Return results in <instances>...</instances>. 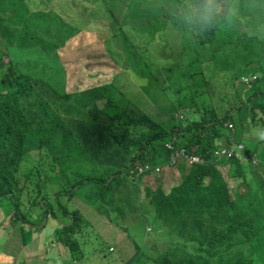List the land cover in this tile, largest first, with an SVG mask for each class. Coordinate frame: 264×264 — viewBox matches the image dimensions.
<instances>
[{
	"label": "trees",
	"instance_id": "trees-1",
	"mask_svg": "<svg viewBox=\"0 0 264 264\" xmlns=\"http://www.w3.org/2000/svg\"><path fill=\"white\" fill-rule=\"evenodd\" d=\"M37 1L43 7L32 8L31 0H0V208L9 214L12 213L9 207L13 206L14 216L22 222L21 228H25L30 225L27 222L33 221L28 220L26 212L23 215L24 211L20 210L22 203L27 202L25 194L21 197L16 192L27 190L32 204L41 207V197L55 199L53 190L42 189L39 175L43 169L39 175L34 174L36 169L44 168L43 165L48 162L41 160L43 156L40 154V159H31L28 148H34V136H39L37 143L47 149L46 155L59 166V173L53 163L45 169L48 176L58 178L55 180L59 188L54 192L56 200L64 195L70 197L75 187L87 185L88 192L103 189L95 197L105 199L116 188L114 183L120 185L123 174L129 173L137 163L168 166L166 161L171 162L172 149L167 147V143H172L175 147L194 151L206 162L192 165L186 161L178 163L181 180L168 192L162 185L154 187L147 179L146 199L153 197L156 216L164 221H174L180 237L186 238L185 227L194 233L190 246L185 240L167 242L161 248L163 252L158 255L157 263L263 264L254 256L261 248L264 258V145L259 148L257 144L255 151L259 163L256 165L246 161L247 157L224 158L221 163L213 151L221 145L243 139V136L239 140L227 133L229 124L235 121L232 119L235 113L231 110L234 107L239 111L244 109L236 101L227 99L232 95L233 79L239 78L238 73L232 70L236 55L231 49L244 61L248 59L247 68L250 67L251 55L243 44H251L252 39L258 37L243 27L249 26V10L258 9L264 5V0H217L222 10L214 14L210 21L205 18L203 10L206 0H179L176 9L180 8V11L176 14L172 9L174 1L167 4V12L160 7L153 8L151 22L140 26L145 33L141 35L148 40L155 38L158 17L178 29L168 34L176 37L182 32L186 40H180L176 45L187 44L184 50L187 48L196 56L193 60H183L187 64L185 70L171 69L169 72V81L181 78L183 71H187L188 75H182L185 79L183 82L180 80L179 89L162 85L161 90H167V93L162 91L163 104L157 103L161 105V111H158L161 113H157L156 118L140 113V109L133 110V99L127 101V107H122L118 98L106 91V84L70 91L64 83L65 75L47 70L52 63L39 61L42 53L33 55L32 50L41 49L40 46L23 48L20 44H31L27 38L33 39L42 28L54 25L70 27L72 24L62 15L73 17L76 13L55 8L52 0ZM61 2L76 3L75 0ZM124 3V0H94L92 4L103 8L112 18L113 11L123 9ZM127 18L125 14L116 26L112 25V21L103 24L120 30ZM76 21L77 18L73 17L72 23ZM169 29L167 27L166 31L169 32ZM160 38L166 40V36L160 35ZM16 40L20 43L17 44ZM29 58L32 62L25 72L22 68H25L24 62ZM209 61L222 71H230V74L217 78V74L213 73L208 77V70L211 73L206 68ZM219 79H222L218 82L220 94L213 93L219 98L212 101L208 97L213 83ZM91 81L96 83L94 78ZM189 86L201 90L186 91ZM221 96L228 103L225 104ZM256 106L264 112V101H255L249 109L254 113ZM104 107L111 110L105 111ZM217 107L225 108V112L221 114ZM161 116H165L164 120ZM243 121L241 115L237 128L245 132ZM249 123L256 128L255 122ZM55 136L62 138L61 147L52 146ZM249 150L246 148L247 152H251ZM67 159L75 161V167H71ZM244 172L246 176L240 179ZM149 175L153 176L152 173ZM130 177L140 182V178ZM206 179H209L207 183ZM227 179L239 184H234L231 189L232 182ZM249 179L251 188L248 187ZM47 181L51 182V179ZM4 195L6 199H3ZM49 211L54 214L53 207L47 209L46 214ZM64 211H69L67 205ZM71 219L72 215L68 224L62 225V232L67 237L65 242L70 246L71 254L75 256L79 252L75 249L77 242L70 234L80 228V212L78 217L73 216L70 223Z\"/></svg>",
	"mask_w": 264,
	"mask_h": 264
},
{
	"label": "rangeland",
	"instance_id": "rangeland-1",
	"mask_svg": "<svg viewBox=\"0 0 264 264\" xmlns=\"http://www.w3.org/2000/svg\"><path fill=\"white\" fill-rule=\"evenodd\" d=\"M93 1L75 0L74 4H63L61 0H52L57 9L76 11L73 17H76L77 21L72 23V16L62 15L63 19L72 24L70 27L54 25L42 28L39 33L34 35L33 39L27 38L31 44L20 45L23 48L40 46L41 49H37L38 51L31 49L33 55L42 53L43 56L38 58L39 61L52 63L50 67L46 68L47 70L54 74L65 75L63 76L64 83L70 91L97 85L103 87L106 84V91L117 97L122 107H127V101L133 99V106H131L133 110L139 111L140 109L142 110L140 113L156 118L157 113H161L158 112L161 111V105L157 103L163 104L162 91L167 93V90H161L162 85L179 89L181 87L178 86L180 80L183 82L185 79L182 75H188L187 71H183L180 75L181 78L169 81V72L171 69L185 70L187 64L183 60H193L196 56L191 50L187 48L184 50L187 44H179V47L176 45L180 40H186L183 38L182 32L177 33L176 37L172 36V33L168 34L178 30L171 27L173 24H165L157 17V28L154 32L156 36L152 40L142 36L145 33L140 29V26L142 23L151 22L153 8L160 7L167 12V4L173 1L172 9L176 14L180 11V8L176 9L179 0H124L123 9L114 10L112 18L103 8L93 6ZM30 5L32 8L43 7L37 0H31ZM224 7L226 6L224 5ZM154 13L159 15V13ZM125 14L128 15V18L125 20L126 23H122L120 30H113L111 26L103 24L105 21L109 23L112 21V25L116 26L123 20ZM167 27L170 28L169 32L166 31ZM243 29L256 34L258 38H253L251 44H243L244 49L251 55L249 58L251 64L248 68L249 60L244 61L240 54L231 49L236 55V62L232 70L238 73L239 78L233 79L232 95L227 99L232 102L236 101L235 103L243 106L244 109L239 111L237 107H234L231 110L235 113L232 117L235 119L234 127L228 129L227 133L239 140H241L240 136H243L242 141L245 147L249 148V151H255L257 144L259 148L264 145V112L263 109L256 106L253 113L249 107L255 101H264V5L258 9L249 10V26L243 27ZM160 35L166 36V40L172 44H169L165 39L161 40ZM16 43L19 44L20 41L16 40ZM27 56L28 53L25 54V58ZM31 62L32 58L24 62L25 68L22 69L25 72L29 70ZM206 68L211 70V73L209 70L207 72L208 77L216 73L217 78H222L225 77V74L230 73L228 70L222 71L213 61H209ZM243 72L245 74H242ZM245 75L249 76L252 80L251 83L243 81ZM253 75H257V79L253 78ZM93 78L96 80L95 84L94 81H91ZM221 80L213 83L208 99L214 101L219 98L213 93L215 94L216 91L220 94L218 82ZM109 84L113 86L110 87ZM194 90L201 89L192 86L186 89L190 92ZM221 98L225 104L228 103L225 97L221 96ZM177 99L180 98L177 96ZM217 108L221 114L225 112V108ZM128 109L130 110V108ZM104 110L111 109L104 107ZM241 115L245 121L242 122V125L246 126L245 132L237 128ZM161 117V120H164L165 116ZM249 121L255 122L256 128L251 126ZM34 138V148H28V151L31 152V159H40V155H42L41 160L48 161L43 165L44 168L36 169L34 174L39 175L43 169L39 175L42 189L53 190L52 195L55 199L41 197V207L38 204H32L27 190L16 192V195L21 197L25 194L27 202L22 203L20 210L24 211L23 215L26 212L28 220L38 224L39 228H33L30 225L21 228L22 222L14 216L13 206L9 207L12 212L9 214L0 208V258L4 261L6 260L5 256L8 255L18 263L35 261V264H59V256H64L61 260L62 264H158L157 257L163 252L161 248L167 242L185 240L189 246L193 243L194 233L189 227L183 229L186 238L180 237L174 221H164L156 216L153 197L146 199V190L139 188L146 184L147 179L138 184L131 179L129 173L123 174L120 185L114 183L116 188L105 199L98 200L95 197L103 189L88 192L87 185L83 188L75 187L70 197L64 195L56 200L57 195L54 192L59 188L55 180L58 178L52 175L48 176L45 169L53 163L55 171L59 173V166L57 167L56 162L50 160L51 157L46 155L47 149L40 147V144L37 143L39 136H34ZM222 140L226 141V139ZM52 146L61 147L62 138L55 136ZM218 160L221 163L224 162V159ZM66 162L71 167L76 165L75 161L69 159ZM205 162L206 160L203 158L202 162L193 164H204ZM26 164L32 166L30 163ZM142 164L137 163L136 166ZM166 165L168 166H161V171L148 179L151 184H154V187L162 185L168 192L181 180V172L178 170V165L169 163L168 160ZM244 176H246V172L240 179H244ZM60 177L63 176L60 175ZM48 178L51 179V182L47 181ZM226 178L229 177L226 176ZM208 181L209 179H206L205 182ZM231 182V189L234 184H239L235 180ZM248 187H252L250 179ZM30 193L32 194V192ZM197 194L198 192L194 196ZM33 195L35 196V193ZM2 197L6 199L7 196ZM66 205L69 211H64ZM52 207L54 214L52 215L51 211L46 214V210H50ZM78 211L82 218L81 225L77 231L70 235L77 242L75 249L79 252L76 253L75 250L74 253L77 255L73 256L69 253L70 246L65 242L67 237L62 232V225L68 224V218L71 215L72 219L73 216L78 217ZM42 216H44L43 220ZM27 224L30 223L27 222ZM39 243H42L41 248H38ZM254 257L264 264L261 248L256 250Z\"/></svg>",
	"mask_w": 264,
	"mask_h": 264
},
{
	"label": "built area",
	"instance_id": "built-area-1",
	"mask_svg": "<svg viewBox=\"0 0 264 264\" xmlns=\"http://www.w3.org/2000/svg\"><path fill=\"white\" fill-rule=\"evenodd\" d=\"M253 76V78H257L256 75ZM244 80L248 82L250 81V78L244 77ZM229 127L232 128L233 123H230ZM167 147L172 149L171 163L174 165H177L180 161H187L190 164L203 161V157L201 155L196 154L194 151H189L186 147H175L172 143H167ZM213 153L217 159L247 157L245 153V144L243 142H235L229 145L217 147L214 149ZM161 169V166L152 165L147 162L132 168L130 172L132 175L140 176L141 174L148 172L157 173L161 171Z\"/></svg>",
	"mask_w": 264,
	"mask_h": 264
},
{
	"label": "clouds",
	"instance_id": "clouds-1",
	"mask_svg": "<svg viewBox=\"0 0 264 264\" xmlns=\"http://www.w3.org/2000/svg\"><path fill=\"white\" fill-rule=\"evenodd\" d=\"M203 10H204V12H205V18L206 19H208L209 21H210V19H211V17L214 15V14H217V13H219L221 10H222V6L219 4V3H217V0H206V2H205V4H204V6H203ZM228 74H230V73H228ZM228 74H226V75H228ZM257 76V75H256ZM245 77H249V76H246L245 75ZM257 79V78H256ZM243 81L244 82H246L245 80H244V78H243ZM250 81H251V79H250ZM250 81H248V82H246V83H249ZM233 113V112H232ZM233 127H234V124H233ZM229 128H231V127H229ZM235 142H243V141H232L231 142V144L232 143H235ZM220 144H221V142H220ZM221 146H225V145H221ZM245 153H246V155H248V153H249V155L247 156V158H246V161L248 160V162L249 163H251V164H253V165H256V164H258L259 163V159H258V154H257V152H247L246 151V147H245ZM224 159V158H223ZM181 162V161H180ZM179 162V163H180ZM187 162V161H186ZM144 164V163H143ZM190 164V163H189ZM134 167H136V165L134 166ZM133 167V168H134ZM131 169L129 170V174L131 175V176H135V178L137 177V178H140V182H142L143 180H146L145 179V176H150L149 175V173L150 172H148V173H144V174H141L140 176H136V175H132L131 174ZM153 175L155 174V173H152ZM139 182V183H140ZM138 183V184H139ZM145 186L146 185H141L139 188L140 189H144L145 190ZM139 188L137 187V189L139 190ZM140 191V190H139ZM30 223V225H35V224H33V223H31V222H29ZM33 227V226H32Z\"/></svg>",
	"mask_w": 264,
	"mask_h": 264
},
{
	"label": "crops",
	"instance_id": "crops-1",
	"mask_svg": "<svg viewBox=\"0 0 264 264\" xmlns=\"http://www.w3.org/2000/svg\"><path fill=\"white\" fill-rule=\"evenodd\" d=\"M251 152H256V151H251ZM150 176H145V179H148ZM33 227H35V228H39V225H33ZM42 247V243H39V246H38V248H41ZM37 248V249H38ZM111 248V247H110ZM113 251V250H112ZM67 253V252H66ZM69 253H71L70 251H69ZM0 254H1V252H0ZM6 257V260L4 261L2 258H0V264H7V263H10V264H35V261H31V262H22V263H18V262H16L14 259H13V257L12 256H8V255H6L5 256ZM63 257L64 256H59V264H62L61 263V260L63 259Z\"/></svg>",
	"mask_w": 264,
	"mask_h": 264
}]
</instances>
